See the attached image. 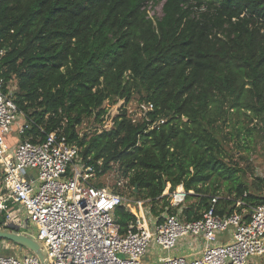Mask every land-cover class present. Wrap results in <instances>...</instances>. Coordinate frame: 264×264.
<instances>
[{"label":"trees","instance_id":"obj_1","mask_svg":"<svg viewBox=\"0 0 264 264\" xmlns=\"http://www.w3.org/2000/svg\"><path fill=\"white\" fill-rule=\"evenodd\" d=\"M153 1L0 0V76L15 82L14 103L31 134L59 127L98 176L119 164L154 215L168 207L160 197L169 184L171 193L193 192L184 215L200 218L213 197L202 187L217 194L213 177L233 182L217 215L239 214L238 198L261 204L235 181L218 134L235 115L264 121V0H162L155 20L146 10ZM133 92L153 105L148 122L127 116ZM106 102L122 103L113 126L80 138L85 118L109 121ZM155 121L164 122L150 130ZM237 121L231 131H254ZM115 217L124 234L134 216L117 207Z\"/></svg>","mask_w":264,"mask_h":264},{"label":"built area","instance_id":"obj_2","mask_svg":"<svg viewBox=\"0 0 264 264\" xmlns=\"http://www.w3.org/2000/svg\"><path fill=\"white\" fill-rule=\"evenodd\" d=\"M136 110L129 114L132 122H148L153 105L139 102ZM163 122L155 121L149 129ZM31 127L0 76V214L11 228L13 214L19 213L17 225L26 223L25 231L45 249L49 264H141L150 246L170 251L180 239H191L189 246L201 249L190 257H161L160 264H251L250 257L264 255V201L251 206L238 198L239 214L219 216L215 209L222 197L213 196L200 218L187 220L184 209L193 192L179 185L171 193L167 184L160 198H168V207L153 215L143 201H128L97 186L99 176L90 157L84 159L59 127L48 133L39 127L36 134L30 133ZM117 207L134 216L124 234L114 217ZM169 208L175 212L168 213ZM225 232L229 240L220 243L218 237ZM0 264L40 262L29 252L0 254Z\"/></svg>","mask_w":264,"mask_h":264},{"label":"rangeland","instance_id":"obj_3","mask_svg":"<svg viewBox=\"0 0 264 264\" xmlns=\"http://www.w3.org/2000/svg\"><path fill=\"white\" fill-rule=\"evenodd\" d=\"M162 4V0H154L153 2H150L146 5L148 16L151 19L155 20L161 17ZM9 88L13 91L15 88L14 81L10 83ZM138 98L139 96L133 92V100L125 106L127 116L130 114V112L136 114V107L138 104L136 100ZM121 104V102L115 105L109 104L108 102L105 103L104 109L109 121L119 112L118 108ZM237 118H239L240 121H243L245 123V127L248 129H251L252 126H255L254 131H231L230 127L232 123L238 126L242 125L237 121ZM228 119H230L232 122L228 121V124L223 125L222 131H219L218 134L222 151L226 157L225 161L228 163V166L235 171L234 179H236V182H240L252 195L264 196V121L254 120L252 123L248 124V120L243 115H235L228 117ZM107 124L108 122L100 124L99 122L95 121L94 117L91 116L83 120V123L79 127L78 133L80 134L81 138L89 140L94 136L99 135L102 132L101 130L109 128L110 126H107ZM230 133L233 135L231 136ZM99 167H101V164ZM109 167L110 168L105 173L99 175L98 179H96L97 186L105 187L118 192L128 201H143L144 207L149 211L151 208L149 200L144 199L143 192H139L138 189L134 188L130 184V174H124L123 169L119 166V164L112 163L109 165ZM213 178H210V181L215 184L214 187L217 189V194L213 192L212 187H210L208 184L206 187H202V194L216 197L227 196V189L233 186L232 180L221 177H217L215 179ZM205 190H207V192H205ZM195 202H197V200H189L187 201V205L193 204ZM161 207L162 203L159 202L154 206V211H160ZM20 212L22 214L21 218H23L24 215L22 209H20ZM152 214L154 215L153 212ZM18 215L19 213L17 212L13 214L11 219L12 221L10 223L12 227L9 228L17 231H25L27 227L26 223H21V227H19L16 223L17 219L19 218ZM228 240V232L222 233L218 237V241H220V243L227 242ZM190 242L191 239H180L176 248L170 251H162L160 247H154L152 245L149 247L146 256L142 259L141 264H160L158 259L167 255L174 257H190L191 252L193 253L194 251L201 249V247L198 245L195 247L192 245L190 247ZM26 253L29 254V251L20 248L9 241L0 240V254L5 256H20L21 254L23 255ZM248 262L251 264H264V255L260 257H250Z\"/></svg>","mask_w":264,"mask_h":264},{"label":"water","instance_id":"obj_4","mask_svg":"<svg viewBox=\"0 0 264 264\" xmlns=\"http://www.w3.org/2000/svg\"><path fill=\"white\" fill-rule=\"evenodd\" d=\"M0 240H5L23 248L37 256L40 264H49L47 253L36 238L26 232L10 229L8 226L0 227Z\"/></svg>","mask_w":264,"mask_h":264}]
</instances>
